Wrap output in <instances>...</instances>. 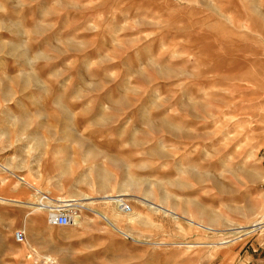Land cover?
Instances as JSON below:
<instances>
[{"label": "rangeland", "instance_id": "1", "mask_svg": "<svg viewBox=\"0 0 264 264\" xmlns=\"http://www.w3.org/2000/svg\"><path fill=\"white\" fill-rule=\"evenodd\" d=\"M19 146L84 207L0 219V264H264V0H0V162Z\"/></svg>", "mask_w": 264, "mask_h": 264}, {"label": "crops", "instance_id": "2", "mask_svg": "<svg viewBox=\"0 0 264 264\" xmlns=\"http://www.w3.org/2000/svg\"><path fill=\"white\" fill-rule=\"evenodd\" d=\"M18 108H20L19 105H4L3 111L6 112L4 113V120L11 122L13 125L17 123L21 125L25 117L20 113H10L23 111V109ZM20 133H18L19 136L21 135ZM30 138L31 135L28 136L29 142ZM32 138L34 140V137ZM17 148L19 151L16 152L15 160H12V157L10 158L9 155L8 157H4L3 162H0L3 164L0 167V219H13L14 221L31 218L36 212L27 203L29 199L34 197L36 170L35 167H31L30 165L26 167V164L20 160L21 157L24 158L26 148L21 149V146ZM23 178L24 181L22 180ZM61 183V187L64 189L66 187V190L69 191L68 180L62 179Z\"/></svg>", "mask_w": 264, "mask_h": 264}, {"label": "built area", "instance_id": "3", "mask_svg": "<svg viewBox=\"0 0 264 264\" xmlns=\"http://www.w3.org/2000/svg\"><path fill=\"white\" fill-rule=\"evenodd\" d=\"M34 197L36 200L31 206L45 211L48 214V219L51 221V224L65 226L71 223V215L74 212L72 211L73 205H70L69 201L59 200L49 193L37 190L36 188H34ZM121 206L125 210L130 209L128 203L123 202ZM24 238V232L22 230L17 229L13 232V239L16 243H22Z\"/></svg>", "mask_w": 264, "mask_h": 264}, {"label": "bare ground", "instance_id": "4", "mask_svg": "<svg viewBox=\"0 0 264 264\" xmlns=\"http://www.w3.org/2000/svg\"><path fill=\"white\" fill-rule=\"evenodd\" d=\"M0 167H2V164H0ZM102 176V175H101ZM102 179H104L105 178V175H103L102 177H101ZM106 179V178H105ZM101 185L102 186H104V183H102L101 182ZM106 185V184H105ZM131 187V186H130ZM134 187V186H133ZM105 189V188H104ZM126 192V191H125ZM122 193V192H121ZM125 196H127V195H125V193H122V194H119V195H116V196H113V195H106L105 194V196H103V197H101L99 200L100 201H103V202H105V203H111L112 205H114L115 206V208H116V219L117 218H120V217H122L121 216V214L122 213H127V214H125V215H128V214H130V212H131V207H130V209L129 210H125V209H123L122 208V206H121V204L124 202V199H126L125 198ZM88 200L90 199V198H87ZM60 200H63V201H69V203H70V205H73V206H78V207H84L82 204H80L79 203V200H77V199H60ZM94 201V200H93ZM93 201H91V202H93ZM34 202V201H33ZM28 204H29V202H27ZM30 205H32L31 203H30ZM148 207L150 208V210H153V211H157V212H163V213H165V214H168V215H170L173 219H181V217L178 215V214H176V213H174L173 211H171L170 209H167V208H165V207H161V206H158V205H155V204H151L150 202H148ZM32 208H34V207H32ZM35 210H40L38 207H36L35 208ZM41 211V210H40ZM99 216H101L104 220H106V222H108L110 225H113V218H108L107 216H104V215H102V214H98ZM124 215V216H125ZM80 219H81V217L80 216H78L76 213H74V214H72L71 215V219H70V221H71V223H78V222H80ZM186 220H189L191 223H195V224H197L198 226H200L199 225V223H196V222H194V221H192V219H186ZM50 221V220H49ZM50 223H51V221H50ZM262 222H260V220H256L255 221V223H254V225L252 226V228H256V227H258V225H260ZM263 225V224H262ZM114 226V225H113ZM261 226V225H260ZM115 227V226H114ZM118 230V229H117ZM248 230V229H247ZM255 230V229H254ZM24 232V231H23ZM247 232H249V231H247ZM240 233H242V232H240Z\"/></svg>", "mask_w": 264, "mask_h": 264}]
</instances>
